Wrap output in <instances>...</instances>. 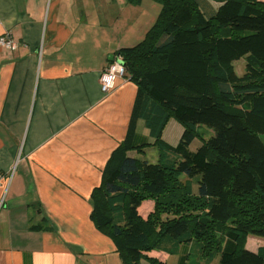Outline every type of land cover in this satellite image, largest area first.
I'll list each match as a JSON object with an SVG mask.
<instances>
[{
  "label": "trees",
  "instance_id": "trees-1",
  "mask_svg": "<svg viewBox=\"0 0 264 264\" xmlns=\"http://www.w3.org/2000/svg\"><path fill=\"white\" fill-rule=\"evenodd\" d=\"M155 1L145 38L117 51L138 92L128 138L91 194L92 221L124 264H169L146 254L154 250L176 264H264V245L245 246L264 239V1ZM171 118L184 127L176 145L163 139ZM138 119L148 137L133 144ZM148 147L157 162L130 154Z\"/></svg>",
  "mask_w": 264,
  "mask_h": 264
},
{
  "label": "crops",
  "instance_id": "crops-1",
  "mask_svg": "<svg viewBox=\"0 0 264 264\" xmlns=\"http://www.w3.org/2000/svg\"><path fill=\"white\" fill-rule=\"evenodd\" d=\"M144 1L0 0V38L17 43L0 45V264H124L92 221L91 194L128 138L138 92L125 77L104 94L100 76L156 21L161 4ZM147 137L138 119L129 140Z\"/></svg>",
  "mask_w": 264,
  "mask_h": 264
},
{
  "label": "rangeland",
  "instance_id": "rangeland-1",
  "mask_svg": "<svg viewBox=\"0 0 264 264\" xmlns=\"http://www.w3.org/2000/svg\"><path fill=\"white\" fill-rule=\"evenodd\" d=\"M157 3H159V2H157ZM144 4H148V2L145 0L144 1ZM114 9L115 8L112 5H109L108 13H112V10H114ZM140 22H142V21H140ZM154 23H155V21L151 24V27L154 25ZM134 28H135V26H134ZM136 29L138 31H140L142 29V27L140 25H137L136 26ZM244 65H245L244 59H242L240 62H238L236 64V70H237V73L238 74H242L243 73V71H244ZM183 131H184V127L181 125V123L178 122L175 118H171L169 120V122H168L165 130H164L163 138L165 140H168V142H171L173 144H177L179 142L180 138H181V135H182ZM201 144L202 143H201V140L200 139H195L193 141V143L191 144L190 148H191L192 151H196L198 149V147L201 146ZM145 157L148 160L152 161V162H157V160L159 159V151H158V149L157 148H153V147H148V149H146ZM142 210L146 214H150L152 212L151 211L149 213L150 208L146 204L143 205ZM258 241L261 242V243H263L264 242V239H262V238H256V237H253V236H248L246 238V244H245V246L247 248L253 249L252 247H255V245H256V243ZM196 256H197V254L195 252H193L191 254L190 258L192 260V263H194L193 262L194 260H197V257ZM218 260H219V258H217L214 263L217 264L218 263ZM168 263L169 264H176L177 263V257L176 256L171 257L168 260ZM202 263H206V261L205 260H202Z\"/></svg>",
  "mask_w": 264,
  "mask_h": 264
},
{
  "label": "built area",
  "instance_id": "built-area-1",
  "mask_svg": "<svg viewBox=\"0 0 264 264\" xmlns=\"http://www.w3.org/2000/svg\"><path fill=\"white\" fill-rule=\"evenodd\" d=\"M0 45L6 46L9 49H16L17 43L6 35L0 38ZM122 56L120 54L115 55L114 60L102 71L100 76V89L104 94H108L115 87L117 78L126 77V67L123 64ZM0 174V180L2 179Z\"/></svg>",
  "mask_w": 264,
  "mask_h": 264
}]
</instances>
